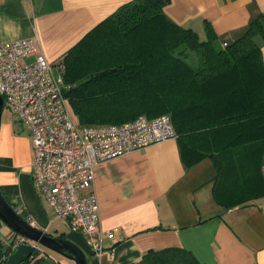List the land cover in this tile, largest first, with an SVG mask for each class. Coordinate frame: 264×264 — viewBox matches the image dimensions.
Returning a JSON list of instances; mask_svg holds the SVG:
<instances>
[{
  "label": "crops",
  "instance_id": "0c3cea01",
  "mask_svg": "<svg viewBox=\"0 0 264 264\" xmlns=\"http://www.w3.org/2000/svg\"><path fill=\"white\" fill-rule=\"evenodd\" d=\"M130 0H0V45L37 37L38 53L63 61L79 39ZM164 12L175 23L207 38L210 24L221 43L246 31L264 13V0H170ZM262 55L264 59V43ZM34 59L31 57L30 60ZM3 118L0 128V188L13 207L43 231L73 240L89 264H136L150 249L181 247L204 264H264V178L218 179L211 158L183 162L178 137L149 144L96 165L94 188L104 232L101 256L85 235L57 217L37 194L31 175L32 138L25 123ZM247 176V178H245ZM249 178V179H248ZM251 184V185H250ZM259 194L248 197V193ZM248 200L227 206L226 203ZM16 233L0 223V240ZM8 244V243H7ZM38 264H76L54 251ZM43 254H40L41 256Z\"/></svg>",
  "mask_w": 264,
  "mask_h": 264
},
{
  "label": "trees",
  "instance_id": "16d2710c",
  "mask_svg": "<svg viewBox=\"0 0 264 264\" xmlns=\"http://www.w3.org/2000/svg\"><path fill=\"white\" fill-rule=\"evenodd\" d=\"M169 2L130 0L94 26L61 61L63 92L82 125L167 114L187 166L211 158L219 180L239 182L252 174L258 184L254 171L264 157V13L224 45L210 24L201 39L175 23L164 12ZM251 190L248 197L259 195ZM136 264L204 263L190 250L165 247L147 250Z\"/></svg>",
  "mask_w": 264,
  "mask_h": 264
},
{
  "label": "built area",
  "instance_id": "2783aa9c",
  "mask_svg": "<svg viewBox=\"0 0 264 264\" xmlns=\"http://www.w3.org/2000/svg\"><path fill=\"white\" fill-rule=\"evenodd\" d=\"M37 41L27 37L0 45V94L5 106L29 128L34 154L29 169L37 194L57 217L81 231L92 251L101 256L106 252L103 235L112 232H104L100 225L96 165L177 133L167 114L104 126L80 124L63 92L65 63H50L37 54ZM15 239L28 242L21 235ZM6 257L8 253L2 252L0 264Z\"/></svg>",
  "mask_w": 264,
  "mask_h": 264
},
{
  "label": "water",
  "instance_id": "95a60500",
  "mask_svg": "<svg viewBox=\"0 0 264 264\" xmlns=\"http://www.w3.org/2000/svg\"><path fill=\"white\" fill-rule=\"evenodd\" d=\"M3 105H5L4 97L0 94V128L4 110ZM3 194L0 188V223L6 224L16 235L28 239V242L18 243L15 237L13 242L0 240V255L4 251L8 253L5 264H24L40 254H43L39 256L42 257L40 260L42 262L49 254L47 249L73 260L76 264H89L88 256L82 247L69 238L49 234L34 226L13 207L12 203Z\"/></svg>",
  "mask_w": 264,
  "mask_h": 264
},
{
  "label": "rangeland",
  "instance_id": "374dc122",
  "mask_svg": "<svg viewBox=\"0 0 264 264\" xmlns=\"http://www.w3.org/2000/svg\"><path fill=\"white\" fill-rule=\"evenodd\" d=\"M28 61H30V59H28ZM3 107H4V110H3V114H2V119L9 117L8 119L14 120L13 119L14 115L12 114L11 110L8 107H6L5 105Z\"/></svg>",
  "mask_w": 264,
  "mask_h": 264
}]
</instances>
